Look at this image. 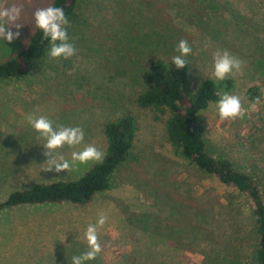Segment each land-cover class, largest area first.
Wrapping results in <instances>:
<instances>
[{"label":"rangeland","instance_id":"374dc122","mask_svg":"<svg viewBox=\"0 0 264 264\" xmlns=\"http://www.w3.org/2000/svg\"><path fill=\"white\" fill-rule=\"evenodd\" d=\"M52 0H0L23 4L11 43L0 39V63L22 50L35 29L32 13ZM13 32L17 29L13 28ZM76 54H45L19 79L0 81V203L33 184L73 180L94 162L69 172L46 171L44 139L26 121L45 115L56 125L79 126L82 145L104 153V125L131 116L130 156L113 174L109 190L83 205L41 204L0 209V264H70L87 250L84 232L103 213L98 229L103 251L88 264H248L253 259L254 220L243 197L184 162L166 141L167 111L140 108L135 100L144 74L157 60H172L187 40L185 93L213 75V53L227 50L243 62L224 93L237 95L243 119L221 120L212 102L197 115L206 151L259 183L264 200V97L252 110L251 88L264 91V0H77L67 26Z\"/></svg>","mask_w":264,"mask_h":264},{"label":"trees","instance_id":"16d2710c","mask_svg":"<svg viewBox=\"0 0 264 264\" xmlns=\"http://www.w3.org/2000/svg\"><path fill=\"white\" fill-rule=\"evenodd\" d=\"M50 6L61 7L69 23L77 18V0H52ZM49 41L35 28L26 46L15 56L0 63V81L24 77L31 62L45 54ZM187 69H176L172 60H157L144 74V88L136 97V104L143 109L167 111L164 123L166 141L180 158L198 173L211 177L224 188L233 189L247 202L254 220L255 243L253 259L248 264H264V200L259 183L234 169L223 158L208 155L206 145L196 130L197 115L209 103L216 102L222 83L229 87V80L215 82L203 80L190 93L183 91ZM254 101L258 91L251 88ZM135 135V123L131 116H122L104 125L105 140L103 163H93L79 177L67 181L33 184L23 191L11 193L0 203V209L22 205L74 204L83 205L96 194L109 190L114 171L130 156Z\"/></svg>","mask_w":264,"mask_h":264},{"label":"clouds","instance_id":"9594fccd","mask_svg":"<svg viewBox=\"0 0 264 264\" xmlns=\"http://www.w3.org/2000/svg\"><path fill=\"white\" fill-rule=\"evenodd\" d=\"M23 10V4L0 7V39L11 43L19 38L18 30L24 25L19 22ZM32 16L35 28L42 31L43 39L49 41L48 55L50 58L68 59L76 54V48L69 42L67 32L69 20L61 7L37 8ZM13 28L17 31L13 32ZM176 50L179 54L172 58V63L176 69H184L188 64L186 57L191 54L192 48L187 40H181ZM242 67L243 62L227 50L218 49L213 53V75L216 80H224L230 74L239 73ZM262 97H264V91L251 105L252 110H255L256 106L261 103ZM214 107L221 120L243 119L248 111L243 107L239 96L228 93L221 95ZM25 119L45 141L42 145L44 148L42 154L47 158L45 163L48 164V168L46 171H54L59 174L65 171L69 172L77 164L103 163L104 153L93 144L72 151L70 159H65L63 155L59 154L58 150L65 146L77 148L83 144L85 133L81 127L64 125L54 127V122L47 116L35 113L28 114ZM107 220L108 217L101 213L95 224L87 226L84 232L87 250L78 256H72L70 264H88L103 251L98 229L102 228Z\"/></svg>","mask_w":264,"mask_h":264}]
</instances>
